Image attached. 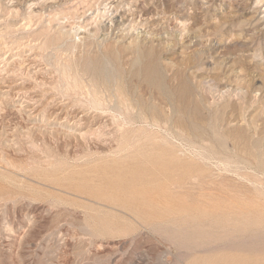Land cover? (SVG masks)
<instances>
[{
	"label": "rangeland",
	"instance_id": "374dc122",
	"mask_svg": "<svg viewBox=\"0 0 264 264\" xmlns=\"http://www.w3.org/2000/svg\"><path fill=\"white\" fill-rule=\"evenodd\" d=\"M263 22L264 0H0V264H264ZM139 54L176 97L133 103L205 139L85 71L131 87Z\"/></svg>",
	"mask_w": 264,
	"mask_h": 264
},
{
	"label": "bare ground",
	"instance_id": "6f19581e",
	"mask_svg": "<svg viewBox=\"0 0 264 264\" xmlns=\"http://www.w3.org/2000/svg\"><path fill=\"white\" fill-rule=\"evenodd\" d=\"M261 3V1H260ZM261 5V4H260ZM122 23V22H121ZM120 23V24H121ZM252 23V22H251ZM264 23V22H263ZM123 25V24H122ZM264 25V24H263ZM117 26V25H116ZM119 27V26H118ZM245 28V27H244ZM247 29V28H246ZM258 31V30H257ZM262 31V30H261ZM249 32V31H248ZM264 33V32H263ZM262 36V35H261ZM192 36H190L191 38ZM259 37V36H258ZM160 39V38H158ZM162 39V38H161ZM259 39V38H258ZM58 40V39H57ZM189 40V38H188ZM163 41V40H162ZM156 43V42H155ZM146 44V43H145ZM219 44V43H218ZM224 44V43H223ZM52 45V44H50ZM143 45V44H142ZM141 45V46H142ZM158 45V44H157ZM155 45V46H157ZM49 46V45H48ZM47 46V47H48ZM139 46V45H138ZM147 46V45H146ZM153 46V45H152ZM50 47V46H49ZM48 47V48H49ZM141 48V47H140ZM139 48V49H140ZM145 49V48H144ZM216 49V46H215ZM219 49V48H217ZM209 50V49H208ZM206 51V50H204ZM203 51V52H204ZM211 51V50H210ZM201 52V51H200ZM199 52V53H200ZM216 52V50H215ZM214 52V53H215ZM198 54V53H197ZM196 54V55H197ZM208 54V53H207ZM149 60L145 63L141 62L142 56L141 54H139L137 56V58L134 60L133 64L135 67V70L132 72V77L134 79L138 80V83H135L134 85L132 84V86L130 87H125V78L121 77V81L117 82V85H112V81L111 78L108 77L102 70V64L101 63H89L88 65H86V69L85 71L87 73H89L93 79V81L96 82V87L97 89H99V82H102V85L104 87V89L106 91H108V93H112L114 96H116L118 99H120V103H122V105L127 106V107H131L133 109H138L139 112V119L140 120H146V121H150L151 123H169L170 121L172 122V118L171 115L169 114V112H167L165 110V108L161 107L159 104L153 102L152 104L148 103L147 101H144L142 96H140L139 98V103L135 104L132 101V96H135L136 92L138 91V89L142 86H146L147 89H150L151 92H154L158 95H162L168 99L174 100V97H176L175 93L173 91H170V89L168 88L167 84H166V79L164 78V76L161 73V68L160 65H158L156 62H154L152 60V54H149ZM201 55V54H200ZM203 55V54H202ZM195 57V56H194ZM193 57V58H194ZM200 57V56H199ZM255 64V63H254ZM73 66V65H72ZM71 69V68H70ZM74 70V69H73ZM77 70V69H76ZM74 70V72L76 71ZM69 71V70H68ZM107 71V70H106ZM250 74V73H249ZM110 78V79H109ZM76 79V78H75ZM132 81V80H131ZM78 82H81L80 80ZM94 82V83H95ZM133 83V82H132ZM77 84V83H76ZM93 84V83H92ZM125 85V86H124ZM76 86V85H75ZM113 86L115 87V90L112 89ZM77 87H79L77 85ZM95 87V88H96ZM101 88V87H100ZM96 89V90H97ZM251 89V88H250ZM95 90V91H96ZM100 90V89H99ZM98 90V92H99ZM102 90V89H101ZM249 90V89H248ZM94 91V90H93ZM103 91V90H102ZM190 91V87L188 86V84L186 82H183L180 85V89L178 91V95H180V98L183 99L182 101L186 100L187 94ZM100 94V92H99ZM98 94V95H99ZM104 95V93H101V95ZM95 95V93H94ZM109 95V94H108ZM111 96V95H110ZM241 96V95H239ZM257 96V95H256ZM103 97V96H102ZM112 97V96H111ZM160 97V96H159ZM257 98V97H256ZM30 101V100H29ZM245 101V100H244ZM174 102V101H172ZM175 103V102H174ZM177 106V105H176ZM180 105L177 106V111L180 112L181 108L179 107ZM237 110V109H236ZM174 112L175 109H174ZM194 113H197V108H195ZM117 120V119H116ZM185 120V119H184ZM238 121V120H237ZM223 122V121H221ZM173 126L175 128L181 129L183 131H187L189 133L194 134L197 138L200 139H205V131L203 133H199L198 130V126L195 123H190V125L183 123L182 121H180V119L176 122H172ZM148 125V124H147ZM159 128V127H157ZM241 128V126H240ZM131 132H136V130H131ZM136 135H134L135 137ZM214 138V137H213ZM161 139V138H159ZM240 139V137H239ZM245 140V139H244ZM125 141L127 142V146H130L132 141L131 139H125ZM162 141V139H161ZM238 141V140H237ZM247 141V140H246ZM218 142V141H217ZM241 142V141H240ZM163 143V141H162ZM223 141L220 142V144H222ZM235 144V143H234ZM167 145V144H166ZM246 146V145H245ZM251 146V145H250ZM264 147V146H263ZM245 148V147H244ZM163 149V148H162ZM244 152V151H243ZM257 153V152H256ZM253 154V153H252ZM258 157L262 156V153H257L256 154ZM262 165V164H261ZM260 165V166H261ZM177 178V177H176ZM187 180V179H186ZM204 181V180H202ZM210 182V181H208ZM167 203V202H166ZM170 204V203H169ZM171 216V215H170ZM160 217V216H159ZM181 218V217H180ZM166 219V218H165ZM153 220V219H152ZM156 220V219H155ZM224 225V224H223Z\"/></svg>",
	"mask_w": 264,
	"mask_h": 264
}]
</instances>
